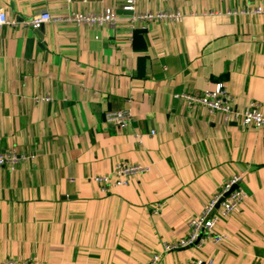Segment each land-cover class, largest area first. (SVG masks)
I'll list each match as a JSON object with an SVG mask.
<instances>
[{
	"label": "crops",
	"instance_id": "obj_1",
	"mask_svg": "<svg viewBox=\"0 0 264 264\" xmlns=\"http://www.w3.org/2000/svg\"><path fill=\"white\" fill-rule=\"evenodd\" d=\"M124 3L0 0L16 23L0 25V151L29 156L0 168V262L144 263L185 236L188 220L241 172L246 196L216 224L226 242L166 252L161 264H264V127L224 123L174 97L222 83L235 110L254 101L264 114V13L240 12L264 0H137L136 12L180 14L151 21L132 19ZM105 8L113 25L23 24L41 11ZM120 109L132 115L127 127L105 123ZM119 160L148 169L103 191L91 177Z\"/></svg>",
	"mask_w": 264,
	"mask_h": 264
},
{
	"label": "built area",
	"instance_id": "obj_2",
	"mask_svg": "<svg viewBox=\"0 0 264 264\" xmlns=\"http://www.w3.org/2000/svg\"><path fill=\"white\" fill-rule=\"evenodd\" d=\"M137 0H125L122 5V10L131 11L132 19H140L151 21L154 19L174 18L179 19L180 14L172 11H143L136 12L135 4ZM241 13L257 14L264 13V5H256L251 8L240 10ZM236 13V11H231ZM74 21L86 22L94 24H109L113 25L116 20L115 12L112 8H105L102 12L95 14L72 13L64 17H52L48 12L41 11L33 14L23 24L37 29L46 21ZM8 24L16 25L13 20H9L3 11H0V25ZM175 98H182L187 103V107L193 109L195 106H202L209 114L219 113L222 115L224 123L235 121L244 128L248 127H264V114L257 108V103L251 101L246 108L240 112L235 110L234 98L227 88L222 83H216L213 88L203 90L200 93L182 92L174 94ZM43 101H50L51 98L36 97ZM105 123L116 125L120 128L127 127L132 120V115L128 109L106 111L103 115ZM29 156L18 154L14 149L0 151V168L7 166L13 169L19 161H25ZM148 166L141 163H130L124 160L117 161L109 174H96L91 177L92 181L100 186L105 191L109 186H119L126 183V177L132 174H141L146 172ZM71 180V179H70ZM246 196L243 187V173L238 172L225 180L215 195L204 205L201 211L192 216L187 222V233L182 238L171 242H163L162 249L159 252L151 253L148 260L141 264H161L162 255L166 252L176 250L178 248H192L200 250L206 242L213 244L225 243L227 238L224 233L216 230V224L222 218L230 216L235 212ZM219 201V202H218ZM218 202V206H216ZM160 210V205L152 207V213L157 214ZM214 257H189L186 261L179 264H214ZM0 264H47L37 256H30L19 261L6 258Z\"/></svg>",
	"mask_w": 264,
	"mask_h": 264
},
{
	"label": "water",
	"instance_id": "obj_3",
	"mask_svg": "<svg viewBox=\"0 0 264 264\" xmlns=\"http://www.w3.org/2000/svg\"><path fill=\"white\" fill-rule=\"evenodd\" d=\"M36 30H39V32H41V31H42V27L40 26V27L37 28ZM37 34H38L39 37H41V35H40L39 33H37ZM218 202H219V201H218ZM218 202H217L216 206H218Z\"/></svg>",
	"mask_w": 264,
	"mask_h": 264
}]
</instances>
